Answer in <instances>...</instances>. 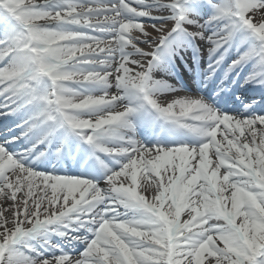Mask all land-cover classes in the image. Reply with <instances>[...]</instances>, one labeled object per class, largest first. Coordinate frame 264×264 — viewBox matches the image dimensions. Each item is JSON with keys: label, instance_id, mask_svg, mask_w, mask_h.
Returning <instances> with one entry per match:
<instances>
[{"label": "snow or ice", "instance_id": "snow-or-ice-1", "mask_svg": "<svg viewBox=\"0 0 264 264\" xmlns=\"http://www.w3.org/2000/svg\"><path fill=\"white\" fill-rule=\"evenodd\" d=\"M0 117V264H264V0H0Z\"/></svg>", "mask_w": 264, "mask_h": 264}, {"label": "bare ground", "instance_id": "bare-ground-1", "mask_svg": "<svg viewBox=\"0 0 264 264\" xmlns=\"http://www.w3.org/2000/svg\"><path fill=\"white\" fill-rule=\"evenodd\" d=\"M170 77H175V79L174 78H169V82L177 86V84L174 81L178 80V77L177 76H170ZM157 78H161V74L158 73L157 74ZM200 88H201V85H193V84L184 85L182 87L184 92L179 93V96H191V97L195 98L197 95H199V96H202V97H208V93H205V91L204 92L198 91ZM248 98L249 97H246L245 100L248 99ZM166 99H168L170 101L172 99V97L169 96V97H166ZM238 107H239V103L236 104L234 109H236ZM224 109L226 111L234 110V109H230L228 107H225ZM4 123H5V119L3 117H1L0 118V126H2ZM51 239H52L53 243H60V239L57 238V237L52 236Z\"/></svg>", "mask_w": 264, "mask_h": 264}, {"label": "rangeland", "instance_id": "rangeland-1", "mask_svg": "<svg viewBox=\"0 0 264 264\" xmlns=\"http://www.w3.org/2000/svg\"><path fill=\"white\" fill-rule=\"evenodd\" d=\"M37 1H42V0H37ZM54 237H56V236H54ZM57 238H59V237H57Z\"/></svg>", "mask_w": 264, "mask_h": 264}]
</instances>
